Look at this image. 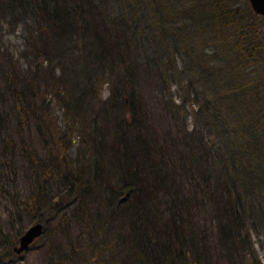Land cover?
Masks as SVG:
<instances>
[{
	"label": "trees",
	"instance_id": "trees-1",
	"mask_svg": "<svg viewBox=\"0 0 264 264\" xmlns=\"http://www.w3.org/2000/svg\"><path fill=\"white\" fill-rule=\"evenodd\" d=\"M0 204V264H264V15L0 0Z\"/></svg>",
	"mask_w": 264,
	"mask_h": 264
},
{
	"label": "water",
	"instance_id": "water-1",
	"mask_svg": "<svg viewBox=\"0 0 264 264\" xmlns=\"http://www.w3.org/2000/svg\"><path fill=\"white\" fill-rule=\"evenodd\" d=\"M251 10L257 15H264V0H247ZM43 225L39 222L29 225L18 237L16 245L12 247L15 255L19 256L28 250L30 245L37 240L42 233Z\"/></svg>",
	"mask_w": 264,
	"mask_h": 264
},
{
	"label": "rangeland",
	"instance_id": "rangeland-1",
	"mask_svg": "<svg viewBox=\"0 0 264 264\" xmlns=\"http://www.w3.org/2000/svg\"><path fill=\"white\" fill-rule=\"evenodd\" d=\"M11 38H13V37H11ZM17 185L20 189L22 188V181H20V179H18ZM1 206L2 205L0 204V222L6 216V213L4 211H2L3 209L1 208ZM250 238H251L252 246L254 248V251L256 253L258 260L261 263H264V245L261 244V237L252 235V236H250ZM38 243H39V240H35L34 241V247H36V245H38ZM34 247L26 253L25 257L22 260L16 261L14 264H39V258L37 256V252H36L37 248H34Z\"/></svg>",
	"mask_w": 264,
	"mask_h": 264
}]
</instances>
